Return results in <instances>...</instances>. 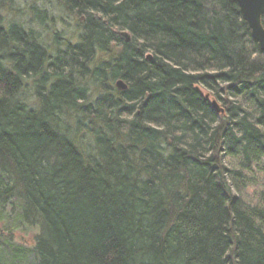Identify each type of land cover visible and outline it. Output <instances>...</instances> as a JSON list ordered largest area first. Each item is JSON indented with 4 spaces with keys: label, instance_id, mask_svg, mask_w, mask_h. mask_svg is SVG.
<instances>
[{
    "label": "trees",
    "instance_id": "16d2710c",
    "mask_svg": "<svg viewBox=\"0 0 264 264\" xmlns=\"http://www.w3.org/2000/svg\"><path fill=\"white\" fill-rule=\"evenodd\" d=\"M63 1L81 33L51 55L0 0V264H264V52L237 1Z\"/></svg>",
    "mask_w": 264,
    "mask_h": 264
},
{
    "label": "rangeland",
    "instance_id": "374dc122",
    "mask_svg": "<svg viewBox=\"0 0 264 264\" xmlns=\"http://www.w3.org/2000/svg\"><path fill=\"white\" fill-rule=\"evenodd\" d=\"M15 4L12 10L3 9L4 11L1 12L5 17V22L20 23L24 28L32 27L36 33L41 35L39 42L47 48L51 55H56L59 50H63L66 43L77 42L81 33V24L71 12L64 8L63 0H15ZM32 7L40 8L42 11L40 13L47 12L48 16L42 24L38 21L33 22L30 16ZM33 93L32 81H29L27 87L19 95V99H26L28 105L32 106L35 99ZM219 103L217 102L219 107L224 109ZM1 228L0 224V230ZM14 235L19 242L27 244H31L34 237L32 232L16 231Z\"/></svg>",
    "mask_w": 264,
    "mask_h": 264
},
{
    "label": "water",
    "instance_id": "95a60500",
    "mask_svg": "<svg viewBox=\"0 0 264 264\" xmlns=\"http://www.w3.org/2000/svg\"><path fill=\"white\" fill-rule=\"evenodd\" d=\"M236 1L241 10L243 20L247 22L254 39L259 43L260 49L264 52V25L262 23V18L264 17V0ZM117 85L122 90L127 88L122 82H118ZM215 105L217 106L218 104ZM219 111H222L220 107Z\"/></svg>",
    "mask_w": 264,
    "mask_h": 264
},
{
    "label": "bare ground",
    "instance_id": "6f19581e",
    "mask_svg": "<svg viewBox=\"0 0 264 264\" xmlns=\"http://www.w3.org/2000/svg\"><path fill=\"white\" fill-rule=\"evenodd\" d=\"M251 35H252V32H251ZM252 37H253V35H252ZM254 38V37H253ZM259 44V43H258ZM262 51V50H261ZM263 52V51H262ZM118 82H122V83H124L126 86H127V84L123 81V80H121V79H119L118 81H117V83ZM117 83H116V87L119 89V90H122V89H120L119 87H118V85H117ZM127 89V88H126ZM212 104H213V106L215 107V108H217L218 110H219V107H218V105L216 106L215 104H217V102L215 101V100H213L212 101Z\"/></svg>",
    "mask_w": 264,
    "mask_h": 264
}]
</instances>
